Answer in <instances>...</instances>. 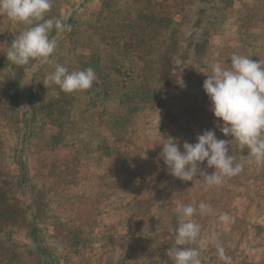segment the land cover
Segmentation results:
<instances>
[{
	"label": "rangeland",
	"instance_id": "obj_1",
	"mask_svg": "<svg viewBox=\"0 0 264 264\" xmlns=\"http://www.w3.org/2000/svg\"><path fill=\"white\" fill-rule=\"evenodd\" d=\"M0 264H264V0H0Z\"/></svg>",
	"mask_w": 264,
	"mask_h": 264
}]
</instances>
